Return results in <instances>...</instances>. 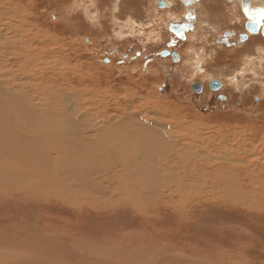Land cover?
Instances as JSON below:
<instances>
[{
	"label": "rangeland",
	"instance_id": "obj_1",
	"mask_svg": "<svg viewBox=\"0 0 264 264\" xmlns=\"http://www.w3.org/2000/svg\"><path fill=\"white\" fill-rule=\"evenodd\" d=\"M160 1L0 0V82L25 85L37 98L56 88L77 93L94 118H156L189 144L197 168L186 178V199L159 206L141 184L129 194L120 180L97 191L88 183L93 175L58 171L68 178L60 183L42 166L31 167L6 185L12 192L27 186L29 197L0 193V264H264V36L245 30L248 17L238 4L201 0L184 41L169 24L186 6L166 0L175 4L164 8ZM227 31L236 36L222 42ZM163 51L177 60L161 57ZM213 81L223 88L212 89ZM207 145L212 155L219 149L233 156L239 170L246 165L244 192L206 189L210 178L211 187L217 177L219 185L232 184L206 174L211 167L198 158L209 162L212 155L196 147ZM189 161L176 164L182 170ZM41 181L46 198L38 194ZM151 184L155 190L160 181ZM32 190L40 199L30 197ZM188 198L196 200L181 213Z\"/></svg>",
	"mask_w": 264,
	"mask_h": 264
},
{
	"label": "bare ground",
	"instance_id": "obj_2",
	"mask_svg": "<svg viewBox=\"0 0 264 264\" xmlns=\"http://www.w3.org/2000/svg\"><path fill=\"white\" fill-rule=\"evenodd\" d=\"M180 1L184 6L185 0ZM198 1L200 2L201 0H192L190 7L186 6L182 18H174V21H181L184 15L192 10L194 11L192 22L196 23L198 12H196L195 6L199 3ZM225 1H229L233 5L238 4L240 10L241 7L244 8L245 13L249 9L256 17H260L259 34H262L261 29L262 26H264V17H262L264 16V0ZM174 4L173 2L166 1L165 7L173 9ZM247 20L244 21V27L249 21ZM188 33L186 34V38L188 37ZM228 34L230 35L229 38H234L236 36L234 32H229ZM11 63L13 62L11 61ZM26 88L27 87L22 84L12 83L9 85L5 81L0 82V193H2L3 196L8 197L11 195L16 197L17 195L18 198L29 197L27 195L29 194L27 186L21 187V191L18 189L12 192L13 189L6 187V185L12 184L14 180L18 179L16 176L26 175L31 171V167H37L38 165L45 168L44 171L50 173L51 178L55 180L60 179V183L68 180L67 177V179L63 177L60 178V174L64 175L65 173H69L74 177H81L82 179H90L87 175H93V179L91 178L92 180H89L88 183L91 184V186L94 185L97 191L100 189L104 190L102 187H105L111 182L115 183L120 180L119 185L121 182L122 184L119 188L129 194L130 191L132 192L138 189L136 185L141 184L151 189L150 195H152V199H154L155 202L158 201L156 204L159 206L164 199H166L167 206H169L170 201L167 200V198L170 200L174 197L183 198V195L187 193V187L190 186L187 183V179L191 177L192 173L194 174L197 172V168L193 165L196 161H193V156H195L193 154L195 152L192 154L193 150H188L189 144H183L182 140L179 138L181 137L180 134L175 138L174 130L170 128V125L163 124L156 118L146 119V114L136 115L131 113L123 119L122 117L124 115L120 116L121 118L117 115H109L106 118L97 116L94 118L82 110L83 105L77 101L78 98H80V95H77V93L67 95L57 88L53 89L55 88L53 85V87L49 88L53 90L45 93L42 92V95L37 98V96L31 97L26 91ZM10 112L15 113L16 118H14L15 116L11 117V115H9ZM79 117H85L86 119L82 120V118ZM9 121H11L10 124ZM163 130L170 131V134L163 132ZM18 133L20 135H18ZM16 134L17 136H15ZM69 147L71 150L68 152L67 148ZM196 148H199L198 150L202 149L204 154L206 153L208 155L209 152L210 155L214 152L209 150L208 145L207 148ZM207 149L209 151H206ZM203 152L200 153L199 151L198 153L203 154ZM221 152L222 151H219V149H216V154L219 153L218 156H210L209 162L203 161L206 159H202L201 156V159H198L200 163L207 164L211 167V171L209 173L206 172L207 175L223 176V178L231 180L232 184L225 182V185H219L222 179L217 177L219 181L218 184L211 187L210 182L212 179L209 177L210 179H206V189L213 190L215 194H218V189L224 186V190L233 189L237 193L244 192L245 185H242V183L245 179H241L240 176L248 175L246 165H241L246 170H239V168H236L238 165L233 161L234 157L223 156L222 153L224 152ZM77 155L80 160L76 157ZM223 157L227 162L223 163ZM185 160L186 162L190 160L189 164L186 163V168H182L181 170V166L176 164V162L180 161L181 163ZM55 161L56 165L53 163ZM70 162H73V164L67 165ZM91 164L94 166L89 168L88 166ZM232 164L234 166H231ZM53 166H55V169ZM37 173L38 172H35V174ZM233 176H235V178ZM134 177H136L134 180H136L138 184L133 180ZM154 181H160V184L155 185V190L151 184ZM252 182L254 183L253 180L250 183ZM42 186L43 181L39 184L40 190L38 191L40 193L38 194L39 197L46 198L41 190ZM21 193H25L27 196L25 195V197H22ZM30 193L33 195L30 197H38L33 190ZM59 194H61V192ZM39 197L38 199H40ZM183 199L186 198L184 197ZM194 200L196 199L188 198V206L186 204V208H180L181 213L182 211L186 213L185 209H187L190 204H193V202H195ZM179 202L180 203L177 204H181L183 201L180 200ZM157 255L158 254H156V256ZM171 260L170 258V261ZM146 264H148V261Z\"/></svg>",
	"mask_w": 264,
	"mask_h": 264
},
{
	"label": "water",
	"instance_id": "obj_3",
	"mask_svg": "<svg viewBox=\"0 0 264 264\" xmlns=\"http://www.w3.org/2000/svg\"><path fill=\"white\" fill-rule=\"evenodd\" d=\"M191 4H192V0H186V6H190ZM247 12L246 13L248 15V18H249L248 20L249 21L246 24V30L250 34H259V32H260V23H259L260 22V17H256L254 15V13L251 10H249V9H248ZM262 17H264V16H262ZM183 28L184 27L182 26V29L180 30V32H175V33L178 36V38H181V39L184 40L183 31L185 29H183ZM187 30L188 29H186V31ZM261 33L264 36V26H262ZM226 34H225V37H226ZM247 38H248L247 35L241 36V41L244 42ZM225 42H227V41H225ZM167 56H172L174 58V60H177V58H178V55L176 53H170L169 51H163L161 53V57H167ZM201 88H202V86L200 84H198L195 87V91L200 92L201 91ZM211 88L214 89V90H218L220 88V83L217 82V81H213L211 83Z\"/></svg>",
	"mask_w": 264,
	"mask_h": 264
},
{
	"label": "flooded vegetation",
	"instance_id": "obj_4",
	"mask_svg": "<svg viewBox=\"0 0 264 264\" xmlns=\"http://www.w3.org/2000/svg\"><path fill=\"white\" fill-rule=\"evenodd\" d=\"M179 1V0H178ZM159 5L162 7H164V8H167V7H165L166 6V1H164L163 2V0H161L160 2H159ZM186 6V0H185V3H184V7ZM187 7H190V6H187ZM189 13V14H188ZM193 13H194V11H188L185 15H184V18L181 20V21H172L170 24H169V30H170V32L171 33H173L176 37H178L177 35H176V33L175 32H180V30L182 29V26L184 27L183 29H185L184 31H183V34H184V41H186V34L188 33V32H190V31H192V29H193V25H192V20H193ZM186 19V20H185ZM184 20V21H183ZM184 24H183V23ZM187 23V24H186ZM192 27H191V26ZM188 28V30L186 31V29ZM228 33L230 32V31H227ZM227 32H225V34L227 33ZM226 34V37H225V34H224V37L222 38V42H224V41H228L229 40V34ZM242 35V34H241ZM245 34H243L242 36H244ZM231 38V37H230ZM181 39V38H180ZM248 39V38H247ZM183 40V39H182ZM172 53V52H171ZM220 88L222 89L223 88V86H221L220 85ZM223 99H225L224 97H222Z\"/></svg>",
	"mask_w": 264,
	"mask_h": 264
}]
</instances>
